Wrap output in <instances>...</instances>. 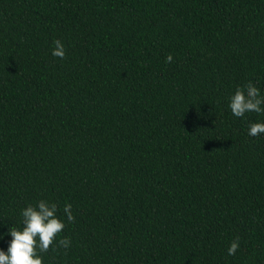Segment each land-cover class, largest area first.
Segmentation results:
<instances>
[{
  "label": "trees",
  "instance_id": "1",
  "mask_svg": "<svg viewBox=\"0 0 264 264\" xmlns=\"http://www.w3.org/2000/svg\"><path fill=\"white\" fill-rule=\"evenodd\" d=\"M249 81L264 0H0V250L43 199V264H264V113L228 107Z\"/></svg>",
  "mask_w": 264,
  "mask_h": 264
},
{
  "label": "clouds",
  "instance_id": "2",
  "mask_svg": "<svg viewBox=\"0 0 264 264\" xmlns=\"http://www.w3.org/2000/svg\"><path fill=\"white\" fill-rule=\"evenodd\" d=\"M52 56L64 59L66 51L61 40L53 41ZM166 63L173 62V56L169 54ZM264 96L260 90L249 81L242 87H237L229 97L228 107L235 117H244L246 113H264ZM264 134V123L254 122L249 126L248 135L256 137ZM69 223L75 220L72 214V205L65 204L63 209ZM57 204L40 200L35 205L29 204L22 209V228L11 227L9 235L12 240L7 253L0 250V264H43L41 253H46L56 241V237L65 227V223L56 215ZM71 240L62 238L58 246L67 249ZM239 248V237L230 242L228 255H235Z\"/></svg>",
  "mask_w": 264,
  "mask_h": 264
}]
</instances>
